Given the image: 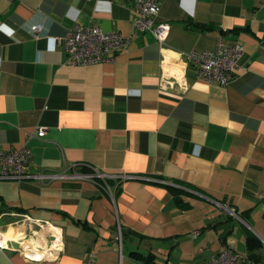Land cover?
Returning a JSON list of instances; mask_svg holds the SVG:
<instances>
[{
  "label": "crops",
  "instance_id": "obj_1",
  "mask_svg": "<svg viewBox=\"0 0 264 264\" xmlns=\"http://www.w3.org/2000/svg\"><path fill=\"white\" fill-rule=\"evenodd\" d=\"M160 3L163 43L133 32L132 0H0V151L28 147L30 174L133 177L107 180L113 195L100 179L0 181V264H206L222 248L248 257L249 234L264 262V4ZM90 23L128 47L67 65L58 41ZM219 40L243 46L231 83L195 81L188 55ZM177 185L194 191L187 209Z\"/></svg>",
  "mask_w": 264,
  "mask_h": 264
},
{
  "label": "built area",
  "instance_id": "obj_2",
  "mask_svg": "<svg viewBox=\"0 0 264 264\" xmlns=\"http://www.w3.org/2000/svg\"><path fill=\"white\" fill-rule=\"evenodd\" d=\"M133 2V32L150 33L159 43H163L169 30V24L157 23L155 21L159 10L160 0H132ZM264 4V0H261ZM31 32L39 35L42 30L40 24L31 26ZM130 43V39L118 31L105 32L96 24L73 25L67 34L58 41L66 56V64L69 66H91L110 62L113 58L125 50ZM243 56V46L240 43L232 46L225 45L219 40L214 50H204L199 53L188 55L189 62L193 65V78L207 84L218 86H228L232 79L234 70L238 67L239 61ZM44 127L38 128L36 134L38 138L45 135ZM32 163V153L30 149L23 146L16 150L0 151V181L23 182L28 180L47 181L56 178H79L87 180L100 179L103 189L110 195L114 194V187L106 183L107 180L114 182L133 179L129 175H107L98 171L89 174H46L43 172L30 174L28 167ZM223 210L237 217L234 211L224 206ZM120 241V234H119ZM4 243L0 238V250L5 249ZM27 257H34L27 252ZM94 255L90 254L82 264H93ZM206 264H264L256 262L247 256L234 253L229 248H222L217 254L212 256Z\"/></svg>",
  "mask_w": 264,
  "mask_h": 264
},
{
  "label": "trees",
  "instance_id": "obj_3",
  "mask_svg": "<svg viewBox=\"0 0 264 264\" xmlns=\"http://www.w3.org/2000/svg\"><path fill=\"white\" fill-rule=\"evenodd\" d=\"M109 182V181H108ZM169 192L173 195L175 203L177 204V206L181 209H187L189 207V205L187 203H184L182 201V197L183 196H194V191L192 190V188H190L189 186H185V185H177V186H167ZM239 217L241 219H243L244 221H247L246 216L241 213L239 214ZM262 246V243L252 234L247 235L246 237V249L247 252L249 253V258L256 261V262H260V259L258 257L253 256L251 253ZM132 257L138 261H141L145 264H151V260H152V256L149 255L147 257H142L140 254L138 253H133Z\"/></svg>",
  "mask_w": 264,
  "mask_h": 264
}]
</instances>
